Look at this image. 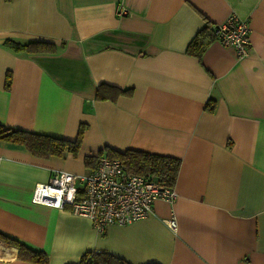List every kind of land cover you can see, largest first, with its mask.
<instances>
[{"label": "crops", "instance_id": "crops-1", "mask_svg": "<svg viewBox=\"0 0 264 264\" xmlns=\"http://www.w3.org/2000/svg\"><path fill=\"white\" fill-rule=\"evenodd\" d=\"M231 15L249 25L247 55L215 38L200 60L185 52L203 25ZM5 39L64 45L13 52ZM99 83L131 94L95 99ZM0 123L69 139L86 125L76 155L0 139V232L47 264L94 250L130 264H264V0H0ZM103 146L177 158L175 200L102 233L67 206L31 200L54 170L87 172L83 157ZM0 264L38 263L0 240Z\"/></svg>", "mask_w": 264, "mask_h": 264}, {"label": "built area", "instance_id": "built-area-1", "mask_svg": "<svg viewBox=\"0 0 264 264\" xmlns=\"http://www.w3.org/2000/svg\"><path fill=\"white\" fill-rule=\"evenodd\" d=\"M124 14L123 7L117 8ZM215 39L231 46L238 59L247 55L250 47L249 25L236 15L213 26ZM177 197L173 185L133 173L116 158L102 153L95 166L84 173L54 170L45 182L36 183L31 200L55 208L68 207L72 213L86 216L94 229L102 233L110 224L125 225L153 212L156 200L169 203ZM175 232L177 221L173 212L165 220Z\"/></svg>", "mask_w": 264, "mask_h": 264}, {"label": "trees", "instance_id": "trees-1", "mask_svg": "<svg viewBox=\"0 0 264 264\" xmlns=\"http://www.w3.org/2000/svg\"><path fill=\"white\" fill-rule=\"evenodd\" d=\"M215 38V30L212 25H203L189 41L185 52L200 60L203 52ZM2 45L13 52H55L63 47L44 40H32L20 43L11 39H5ZM11 82L10 72L5 74V87ZM131 89L99 83L95 90V99L116 100L120 95H130ZM215 102L210 101L205 105L209 111H213ZM86 125L80 123L73 139L37 133L24 129L10 127L0 123V139L19 143L25 146L33 155L47 157L50 155L62 156L67 152L76 155L83 138ZM104 153L108 158L119 159L125 167L136 174L152 177L160 183L174 185L179 167V160L175 157L148 153L141 150L125 149L116 150L109 146L99 148L95 153L85 155L83 162L89 169L95 166L98 157ZM0 240L17 247V257L38 264H47L48 255L45 251L32 250L19 241L9 238L0 232ZM73 264H130L122 258L115 257L105 251H87L81 255L78 263ZM156 264V263H147Z\"/></svg>", "mask_w": 264, "mask_h": 264}]
</instances>
